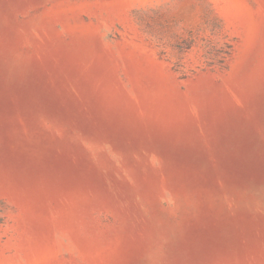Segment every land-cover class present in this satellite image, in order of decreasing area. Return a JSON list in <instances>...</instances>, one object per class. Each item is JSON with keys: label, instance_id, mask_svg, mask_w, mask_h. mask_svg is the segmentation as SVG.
I'll return each instance as SVG.
<instances>
[{"label": "rangeland", "instance_id": "1", "mask_svg": "<svg viewBox=\"0 0 264 264\" xmlns=\"http://www.w3.org/2000/svg\"><path fill=\"white\" fill-rule=\"evenodd\" d=\"M0 264H264V0H0Z\"/></svg>", "mask_w": 264, "mask_h": 264}]
</instances>
